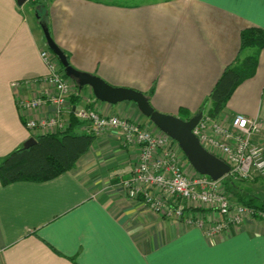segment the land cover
<instances>
[{"label": "crops", "instance_id": "1", "mask_svg": "<svg viewBox=\"0 0 264 264\" xmlns=\"http://www.w3.org/2000/svg\"><path fill=\"white\" fill-rule=\"evenodd\" d=\"M27 2L35 14L26 11V2L0 0V162L27 139L64 130L73 109L85 106L159 131L134 102H103L89 86H73L61 113L63 126L28 127L29 120L58 113L51 103L20 109L12 87L20 81L27 96L46 90L41 51L48 45L37 14L76 69L143 91L154 108L174 115L181 108L196 114L225 67L252 52L241 51L242 31L264 29V0ZM236 114L259 123L253 138L264 146V48L256 74L236 88L216 119ZM78 120L74 130L87 132L86 122ZM141 151L118 130H108L73 169L55 178L0 180V264H264L260 214L210 236L187 216L167 217L141 198H130L122 181L132 175ZM184 170L198 173L188 159ZM246 182L255 202L264 204V177ZM195 207L210 209L191 203L186 215L218 216L214 209L204 213Z\"/></svg>", "mask_w": 264, "mask_h": 264}, {"label": "built area", "instance_id": "2", "mask_svg": "<svg viewBox=\"0 0 264 264\" xmlns=\"http://www.w3.org/2000/svg\"><path fill=\"white\" fill-rule=\"evenodd\" d=\"M41 56L48 68V73L40 79L45 85V92L27 96L23 91L26 85L14 81L12 87L16 101L22 110L37 109L48 103L54 104L58 110L57 115L47 119L29 120L28 127L63 126L61 113L68 105L73 80L67 78L57 56L48 47L42 49ZM73 112L86 122L87 132L96 137L108 130H118L125 142L137 143L142 147L140 160L132 175L122 181L130 198H141L152 210L167 217L187 216L189 223L202 228L210 236L241 224L247 215L260 214L264 217V211L233 204L223 194L222 179L214 180L199 172L187 174L184 170L186 155L179 143L167 133L153 131L130 118L105 113L90 106L75 108ZM259 128L256 120L243 114L222 120L204 112L194 133L208 150L230 165L231 169L224 177L249 181L264 177V146L253 138ZM183 201L200 203L217 211L218 216L212 213H202L197 218L186 215Z\"/></svg>", "mask_w": 264, "mask_h": 264}, {"label": "trees", "instance_id": "3", "mask_svg": "<svg viewBox=\"0 0 264 264\" xmlns=\"http://www.w3.org/2000/svg\"><path fill=\"white\" fill-rule=\"evenodd\" d=\"M247 48L252 49V52L245 57L239 56L233 63L225 67L199 110H206L207 108V113L210 116L218 117L236 88L244 80L256 74L259 56L264 48L263 28L250 26L242 31L241 51ZM59 63L63 70L64 68L60 61ZM77 87L79 88L80 86L77 84ZM179 116L184 119L191 117L185 108L180 109ZM78 123L80 121L72 112L70 126L64 130L40 134L36 137V143L29 148L21 146L8 153L0 162L1 182L9 184L27 180L47 181L73 169L81 156L88 152L96 139V136L92 133L75 131L74 126ZM222 180H225V178ZM224 182L226 187L231 183V185H235V181L231 178H227ZM238 199L248 206L264 211V204L255 202L254 196L248 199L240 196ZM195 209L204 213L210 211V209L201 207H195Z\"/></svg>", "mask_w": 264, "mask_h": 264}, {"label": "water", "instance_id": "4", "mask_svg": "<svg viewBox=\"0 0 264 264\" xmlns=\"http://www.w3.org/2000/svg\"><path fill=\"white\" fill-rule=\"evenodd\" d=\"M16 1L19 5H23L28 0ZM37 17L44 31L48 48L58 57L65 74L74 80L80 88L89 86L94 96L103 102L111 104L122 101L134 102L141 113L148 117L159 130L167 133L179 143L188 161L199 173L219 180L230 171V165L208 150L194 133V128L203 117L204 109L199 110L189 119H184L179 115L165 113L154 108L148 95L143 91L127 86L112 85L98 75L76 69L71 65L65 51L54 41L48 25L38 14ZM36 141L35 137H31L24 142L23 147L29 148Z\"/></svg>", "mask_w": 264, "mask_h": 264}, {"label": "rangeland", "instance_id": "5", "mask_svg": "<svg viewBox=\"0 0 264 264\" xmlns=\"http://www.w3.org/2000/svg\"><path fill=\"white\" fill-rule=\"evenodd\" d=\"M34 5L35 4H38V3H43L45 0H30ZM123 2H132V1H137V2H141V1H149V0H122ZM24 6H25V8H26V11L28 12V13H30L31 12V14H35V13H33L32 11H31V6L33 7V5L30 3V2H26L25 4H24ZM32 9H34V8H32ZM36 17H37V15H36ZM59 61V60H58ZM60 64V63H59ZM63 71H64V69H63ZM67 78H69L68 76H67ZM69 79H71V78H69ZM72 80V79H71ZM73 86L74 87H77V83L73 80ZM208 110V109H207ZM205 111V110H204ZM143 126V125H142ZM145 127H147V126H145ZM147 128H149V127H147ZM149 129H151V128H149ZM151 130H153V129H151ZM153 131H155V130H153ZM221 157V156H220ZM188 163L190 164V162L188 161ZM225 178V180H222V182H221V186L223 187V194H225L228 198H229V200H231V202L233 203V204H243V205H246V204H244L241 200H239L238 198L240 197V196H242V197H245L246 199H248V198H252L256 193L253 191V190H251L250 189V187H249V185L247 184V182H246V180H243V181H241V180H234L235 181V185H231V184H229L227 187H226V184H225V182L224 181H226L227 180V177H224ZM223 179V178H222ZM254 184V182H251L250 183V185L251 186H254L253 185ZM254 187H256V186H254ZM126 190V189H125ZM255 198V197H254ZM238 200V201H237ZM183 203H184V205L185 206H187V205H189V204H191L190 202H188V201H183ZM258 203V202H257ZM196 204H200V203H196Z\"/></svg>", "mask_w": 264, "mask_h": 264}]
</instances>
